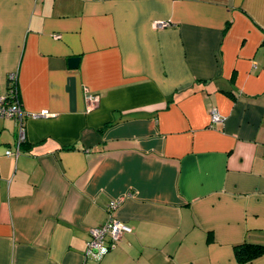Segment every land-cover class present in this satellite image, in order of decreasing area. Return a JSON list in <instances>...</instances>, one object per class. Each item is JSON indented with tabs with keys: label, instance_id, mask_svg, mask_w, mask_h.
Listing matches in <instances>:
<instances>
[{
	"label": "crops",
	"instance_id": "0c3cea01",
	"mask_svg": "<svg viewBox=\"0 0 264 264\" xmlns=\"http://www.w3.org/2000/svg\"><path fill=\"white\" fill-rule=\"evenodd\" d=\"M11 75L0 264H264V0H0Z\"/></svg>",
	"mask_w": 264,
	"mask_h": 264
},
{
	"label": "built area",
	"instance_id": "2783aa9c",
	"mask_svg": "<svg viewBox=\"0 0 264 264\" xmlns=\"http://www.w3.org/2000/svg\"><path fill=\"white\" fill-rule=\"evenodd\" d=\"M165 24V22H155V25L158 27L165 26ZM10 81L14 83V75L10 76ZM96 99L97 97L89 96V100L91 101H94ZM41 114L48 115L49 112L47 110H43ZM0 118H15L17 121H21L22 110L17 100V93L15 88L13 90H10L9 94L6 91L4 94L0 95ZM211 120H219L218 113L215 110L211 111ZM23 139V134L19 133L17 142H22ZM19 152L20 151L17 145L15 146L14 151L8 149L6 151V154L17 155ZM107 207L108 209L114 208V203H110ZM129 231L130 227L122 221L116 218H109L100 226L91 228L89 230V239L86 241V250L87 252L95 256H102L117 245L120 236L124 232Z\"/></svg>",
	"mask_w": 264,
	"mask_h": 264
},
{
	"label": "trees",
	"instance_id": "16d2710c",
	"mask_svg": "<svg viewBox=\"0 0 264 264\" xmlns=\"http://www.w3.org/2000/svg\"><path fill=\"white\" fill-rule=\"evenodd\" d=\"M14 88V83L9 80L7 93L9 94V91ZM262 253H264V245L261 244L242 242L234 246V256L239 262L250 261Z\"/></svg>",
	"mask_w": 264,
	"mask_h": 264
},
{
	"label": "water",
	"instance_id": "95a60500",
	"mask_svg": "<svg viewBox=\"0 0 264 264\" xmlns=\"http://www.w3.org/2000/svg\"><path fill=\"white\" fill-rule=\"evenodd\" d=\"M78 59L77 58H70L69 59V65L70 66H75L77 63Z\"/></svg>",
	"mask_w": 264,
	"mask_h": 264
}]
</instances>
